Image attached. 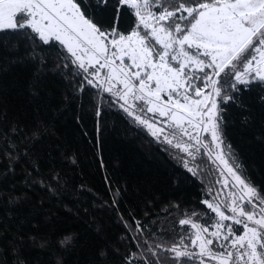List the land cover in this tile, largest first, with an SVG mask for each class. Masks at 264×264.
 <instances>
[{
    "label": "snow or ice",
    "instance_id": "1",
    "mask_svg": "<svg viewBox=\"0 0 264 264\" xmlns=\"http://www.w3.org/2000/svg\"><path fill=\"white\" fill-rule=\"evenodd\" d=\"M17 64L34 66L37 89L50 76L64 81L63 103L78 102V124L88 97L97 144L103 114L116 110L202 184V208L182 210L172 202L162 217L145 211L141 220L130 212L129 221L121 214L125 253L98 249L100 264L113 256L121 264H264V188L226 138L230 102L237 104L241 92L253 89L264 101V0H0V74ZM50 136L46 120L25 133L0 112V163L7 161L0 184L15 176L23 159L32 168L25 187L63 195L64 178L56 172L47 180L39 158L30 155ZM59 155L77 163L74 155ZM110 192L117 210L120 189ZM25 195L0 188V204L6 205L0 216V264H26L23 238L17 234L4 242L11 233L6 221L14 220ZM31 243L48 244L35 238ZM71 243L65 236L59 246ZM56 264L63 262L57 258Z\"/></svg>",
    "mask_w": 264,
    "mask_h": 264
},
{
    "label": "trees",
    "instance_id": "2",
    "mask_svg": "<svg viewBox=\"0 0 264 264\" xmlns=\"http://www.w3.org/2000/svg\"><path fill=\"white\" fill-rule=\"evenodd\" d=\"M129 23L125 15L122 28L126 29ZM20 43L23 55L25 46ZM45 55L53 56L55 52ZM33 69L31 64H17L0 74V112L7 114L8 123L15 122L25 133L38 121L48 122L51 136L37 143L30 155L39 158L43 177L51 181L58 172L66 181V188L63 195L50 196L39 187H25V174L32 168L23 159L15 166V176L0 184L6 192L26 194L15 210L14 220L6 221L11 224V233L4 241L7 243L17 234L23 238L22 257L26 264H56L57 258L63 264H100L98 249L111 252L119 248L125 253V244L120 239L124 235L121 214L129 221L130 212L144 220L145 211L151 218L162 217L161 210L172 202L182 210L203 207L199 205L201 182L158 144H150V136L133 130L122 114L110 110L103 114L104 130L97 144L95 115L88 111V97L84 98L85 114L78 124V102L63 103L66 83L50 76L37 89L32 86ZM34 92H38L35 99ZM226 107L227 141L237 150L252 180L264 188V101L260 100V91L241 92L237 104L230 102ZM246 115L248 124L243 123ZM24 147L21 143L20 148ZM60 153L74 155L77 163L72 165L61 159ZM6 167L4 160L0 170ZM81 185L84 192L80 191ZM116 188L121 194L117 210H113L110 189ZM105 201L106 207L97 206ZM5 207L0 204V216ZM85 207L89 210L87 214L82 210ZM65 236L71 237L72 243L61 249L59 242ZM32 238L47 241V247L33 246ZM105 264L121 262L113 256Z\"/></svg>",
    "mask_w": 264,
    "mask_h": 264
},
{
    "label": "rangeland",
    "instance_id": "3",
    "mask_svg": "<svg viewBox=\"0 0 264 264\" xmlns=\"http://www.w3.org/2000/svg\"><path fill=\"white\" fill-rule=\"evenodd\" d=\"M149 147H150V144H148V145H147L145 148H147V149H148Z\"/></svg>",
    "mask_w": 264,
    "mask_h": 264
}]
</instances>
